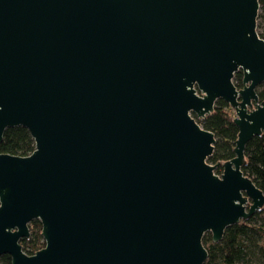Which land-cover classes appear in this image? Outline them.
I'll list each match as a JSON object with an SVG mask.
<instances>
[{"label": "water", "instance_id": "1", "mask_svg": "<svg viewBox=\"0 0 264 264\" xmlns=\"http://www.w3.org/2000/svg\"><path fill=\"white\" fill-rule=\"evenodd\" d=\"M259 0H0V254L11 264H203L202 236L264 205L241 167L264 134ZM242 71V87L233 83ZM222 99L235 155L191 115ZM221 164L222 171L214 169ZM44 246L27 254L31 220Z\"/></svg>", "mask_w": 264, "mask_h": 264}, {"label": "trees", "instance_id": "2", "mask_svg": "<svg viewBox=\"0 0 264 264\" xmlns=\"http://www.w3.org/2000/svg\"><path fill=\"white\" fill-rule=\"evenodd\" d=\"M257 33L264 39V0H259ZM233 83L242 87V71L237 70ZM258 100H264V81L256 89ZM191 115L204 128L213 132L215 143L208 156L209 163H222L232 158L233 147L237 138L238 127L233 122L235 115L230 105L222 99L215 102L213 111L205 117ZM34 149V140L23 126L7 127L0 141V153L27 155ZM243 173L251 178L255 185L264 192V134L254 135L244 147V160L241 167ZM222 171L221 164L214 169L216 174ZM29 237L19 240L27 254H33L44 246L41 235V222L33 219L28 224ZM202 243L207 250L203 264H264V205L254 214L240 219L224 230L220 241L213 242L211 233L202 236ZM0 264H11L9 254H0Z\"/></svg>", "mask_w": 264, "mask_h": 264}, {"label": "rangeland", "instance_id": "3", "mask_svg": "<svg viewBox=\"0 0 264 264\" xmlns=\"http://www.w3.org/2000/svg\"><path fill=\"white\" fill-rule=\"evenodd\" d=\"M258 12H259V10H258ZM258 23V19L256 20V24ZM256 29L258 30V26L256 25Z\"/></svg>", "mask_w": 264, "mask_h": 264}]
</instances>
